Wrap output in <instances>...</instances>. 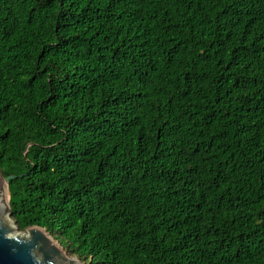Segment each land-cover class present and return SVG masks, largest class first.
<instances>
[{
	"label": "trees",
	"instance_id": "trees-1",
	"mask_svg": "<svg viewBox=\"0 0 264 264\" xmlns=\"http://www.w3.org/2000/svg\"><path fill=\"white\" fill-rule=\"evenodd\" d=\"M0 173L84 264H264V0H0Z\"/></svg>",
	"mask_w": 264,
	"mask_h": 264
},
{
	"label": "water",
	"instance_id": "water-1",
	"mask_svg": "<svg viewBox=\"0 0 264 264\" xmlns=\"http://www.w3.org/2000/svg\"><path fill=\"white\" fill-rule=\"evenodd\" d=\"M0 173V264H84L70 257L43 228L18 230L11 219L8 182Z\"/></svg>",
	"mask_w": 264,
	"mask_h": 264
}]
</instances>
